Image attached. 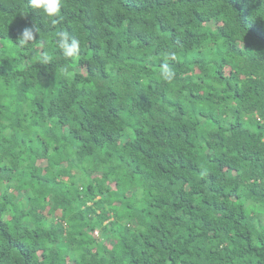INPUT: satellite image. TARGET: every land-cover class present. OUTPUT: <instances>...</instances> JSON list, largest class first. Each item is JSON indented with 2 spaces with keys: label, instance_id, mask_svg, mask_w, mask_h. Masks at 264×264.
<instances>
[{
  "label": "trees",
  "instance_id": "1",
  "mask_svg": "<svg viewBox=\"0 0 264 264\" xmlns=\"http://www.w3.org/2000/svg\"><path fill=\"white\" fill-rule=\"evenodd\" d=\"M0 93V264H264V0H0Z\"/></svg>",
  "mask_w": 264,
  "mask_h": 264
},
{
  "label": "clouds",
  "instance_id": "2",
  "mask_svg": "<svg viewBox=\"0 0 264 264\" xmlns=\"http://www.w3.org/2000/svg\"><path fill=\"white\" fill-rule=\"evenodd\" d=\"M28 4L31 9L38 10L50 18L52 24L58 22L62 7V0H28ZM38 33L39 28L35 25L23 28L20 34L16 37L17 45L20 47H25L30 43L36 42ZM56 46L62 52L64 57H73L78 55L80 51V41L71 36L66 31H61L58 33ZM174 58L175 53L169 52L168 59ZM49 59L50 57L45 55L41 58V61L46 63L49 61ZM160 76L163 80L168 81L173 79L175 72L171 69L168 63L164 62L161 65Z\"/></svg>",
  "mask_w": 264,
  "mask_h": 264
},
{
  "label": "rangeland",
  "instance_id": "3",
  "mask_svg": "<svg viewBox=\"0 0 264 264\" xmlns=\"http://www.w3.org/2000/svg\"><path fill=\"white\" fill-rule=\"evenodd\" d=\"M0 102H3L5 105H9L10 104V99L8 98V96L6 94H4V93L1 94L0 93ZM2 122H3V120L1 119L0 120V128L4 126ZM15 134L16 133L12 134V132H10V131H5V132L1 133V136L2 137H7V138H10L11 135L19 137V134L18 135H15ZM11 153H13V150L11 151ZM18 174H21L20 170L18 171ZM21 175L24 176L23 174H21ZM14 182H15V184H17L16 180ZM94 234L96 236L98 235L97 233H94Z\"/></svg>",
  "mask_w": 264,
  "mask_h": 264
}]
</instances>
